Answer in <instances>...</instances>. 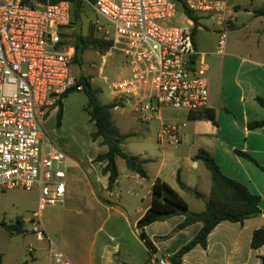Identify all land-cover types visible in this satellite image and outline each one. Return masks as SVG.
<instances>
[{
  "label": "crops",
  "instance_id": "obj_1",
  "mask_svg": "<svg viewBox=\"0 0 264 264\" xmlns=\"http://www.w3.org/2000/svg\"><path fill=\"white\" fill-rule=\"evenodd\" d=\"M205 1L223 2L228 7L226 15L234 14L237 18L229 32L231 37L229 35L224 55L216 53L217 15H199V27L194 35L197 52L205 56L209 64L207 109L215 111L216 123L191 119L190 113L185 110H161L158 117L151 121L156 123L157 132L162 124H177L180 126L181 141L178 144L158 143L160 148L155 154L149 156L145 152L138 155L151 161L145 165L146 179L133 172L148 183L147 197H142L140 202L133 201L132 207H137L135 209L129 208L122 196L112 199L114 192L106 191L108 175V184L102 179L91 182L87 177L85 183L81 177V166H69L65 203L54 207L60 209L57 218L55 216L58 228L52 234L48 230L46 232L50 239L51 235L58 239L59 243L55 245L73 264H147L149 261L151 264L153 254L140 239L136 226L151 206L152 187L160 179L178 192L190 211H204L211 196L212 174L203 161L195 160L200 150L209 152L226 176L258 195L261 198L259 207L264 212V127L248 128L250 123L264 121V108L257 101L258 97L264 99V18L255 15L258 9L246 8L247 16L258 20L257 26H254L253 19L240 23L238 15L242 5L235 0ZM185 17V21L179 25L194 24ZM67 100L68 97L63 100L65 116ZM50 111H58V108ZM97 141L106 147L102 149V154L106 153L107 146L102 144L101 139ZM237 151L248 153L260 166L241 157ZM97 164L103 172L106 162ZM179 176L188 188L200 193L201 198L184 190L179 184ZM34 192L36 194L0 189L1 230H7L5 226H18L23 233L32 232L31 219L39 197V193ZM134 197L138 198V194ZM184 220V216H175L145 228L156 248L154 255L157 258L174 256L203 227L202 223H197L172 234ZM262 227L264 215L247 219L244 223L224 221L210 234L207 248L197 246L183 257L181 264H261L264 246L253 249L251 242L253 233ZM15 235L18 234H9L12 239ZM167 236L170 237L163 239ZM4 261L0 264H4ZM48 263L49 247L43 261V264Z\"/></svg>",
  "mask_w": 264,
  "mask_h": 264
},
{
  "label": "built area",
  "instance_id": "obj_2",
  "mask_svg": "<svg viewBox=\"0 0 264 264\" xmlns=\"http://www.w3.org/2000/svg\"><path fill=\"white\" fill-rule=\"evenodd\" d=\"M184 3L196 15H217L216 53L224 55L236 16L226 15L223 2ZM92 5L114 27L112 36L107 26L94 21V34L112 41L109 52L123 54L131 70L112 85L114 101L130 105L144 123L164 108L207 109L209 64L195 48L194 24H174L179 2L96 0ZM72 17L70 0H0V189L39 193L32 234L49 243L48 264H73L43 223L45 209L65 203L70 157L49 141L39 120L63 95L84 92L72 73L75 48L64 44ZM157 140L178 144L180 126L162 124ZM151 264L175 263L153 254Z\"/></svg>",
  "mask_w": 264,
  "mask_h": 264
},
{
  "label": "rangeland",
  "instance_id": "obj_3",
  "mask_svg": "<svg viewBox=\"0 0 264 264\" xmlns=\"http://www.w3.org/2000/svg\"><path fill=\"white\" fill-rule=\"evenodd\" d=\"M235 1L242 5V9L238 15L239 22L242 23L249 19H253L255 21L254 26L256 27L258 20L247 16L246 8L263 9L264 0ZM185 16L183 9L179 8L178 18L174 24L179 25L184 22L186 19ZM97 20L107 26L113 36L114 27L104 17L98 15L92 4L87 3L85 4L81 21L72 24L68 29L67 35L64 38L65 46L67 48L74 47V34H80L87 39L90 35L92 23ZM229 35L231 37V34ZM94 36L98 39H103V36L96 35V33ZM72 73L77 79H80L82 76L89 78L93 87L100 90V102L102 104H108L114 101L111 90L112 85L115 82L128 78L131 74V70L126 62L125 56L120 52H102L101 50L89 48L80 56L79 62L74 61ZM86 106V94L84 92H73L68 96L67 115H63L60 127L57 121L58 111H48L44 117H39V120L49 141L55 147L67 153L70 157L69 166H75V164L81 166V177L85 183H87V177L91 182L95 179L96 181L102 179L105 184H108L107 175H105L98 164L94 162L96 157L102 154V149L106 147L101 146L98 141H94L92 138V135L96 132V126L90 121V117L85 111ZM112 119L121 134L135 133L134 136L128 138L123 145L126 152L135 156L142 153L145 154L146 152L151 156L160 148L157 142L156 123H142L136 118L130 105L124 108H115L112 111ZM118 166L120 178L112 191L114 192L112 199L114 200L122 196L125 202H128L129 208L135 209L137 207H132L133 201L140 202L142 197L146 199L148 183L144 182L136 174H133V172L127 168L122 158L118 159ZM82 187L83 185L81 183V190ZM106 191L102 192L107 194ZM33 193L35 192L33 191ZM136 194H138V198L134 197ZM59 211L60 209L58 208L54 209V207H49L43 212L45 228L50 233L52 231L55 232L58 228L56 218ZM9 234L10 232L8 230L0 229V256L1 260H5L4 264H43L49 247L47 241L38 242L30 231L15 235L14 239L10 238ZM51 240L54 244L59 243L54 235H51ZM108 241L110 242L109 238ZM112 242H114V240ZM29 247L32 248L34 251L33 253L29 252ZM118 264L123 263L119 262Z\"/></svg>",
  "mask_w": 264,
  "mask_h": 264
},
{
  "label": "trees",
  "instance_id": "obj_4",
  "mask_svg": "<svg viewBox=\"0 0 264 264\" xmlns=\"http://www.w3.org/2000/svg\"><path fill=\"white\" fill-rule=\"evenodd\" d=\"M56 1V0H52ZM92 4L96 0H89ZM180 3V8L183 9L185 15L194 22V35L199 27L200 16L193 13L184 3V0H174ZM72 3V24H76L81 21L82 14L85 8L84 0H70ZM255 15L264 18V8L255 11ZM93 29H90V35L85 39L80 34H74L73 44L75 48L74 61L79 62L80 56L89 48L101 50L102 52H109L112 41L104 39H98L94 36ZM79 84L84 86V93L87 96L88 102L85 107V111L90 117V121L95 123L97 131L92 135L94 141L102 140V144L107 146L108 151L104 154H99L94 160L95 163L106 162V166L103 168V173L108 175L109 185L108 191H113L118 180L120 178V172L117 166V158H122L127 168L138 174L141 178L146 179L148 177L145 165L149 163L150 159L142 158L141 156H135L125 151L123 145L125 141L133 137L134 134H121L118 127L115 125L112 119V110L120 107L121 104L113 101L108 104H102L99 100L100 90L93 87L91 81L87 77H80L77 79ZM72 91L63 95L56 103L54 108H58L57 121L58 126H61V122L64 115L63 100L67 98ZM257 101L264 108V99L258 97ZM189 117L194 120H209L216 123V113L214 110L204 109L200 111L190 112ZM264 127V121L253 122L248 125L249 129ZM237 153L258 166L259 163L248 153L237 151ZM195 160H201L205 163L206 167L212 174V187L211 196L209 202L206 204L205 210L199 213L190 211L187 202L166 182L158 179L155 181L152 187V203L149 210L138 221L136 230L140 239L145 243L150 251V254L156 252V248L153 242L149 239L145 232V228L155 222H164L175 216H184L185 220L176 227L172 234L180 232L189 226L197 223H202L203 227L197 236L192 239L187 245L182 247L174 256L170 259L175 264H181L183 257L192 251L197 246H201L206 249L208 246V238L213 230L222 222L230 221L233 223H244L245 220L264 215V212L260 209L259 205L261 198L258 195H254L244 184L229 178L226 176L215 158L206 150H200L195 156ZM180 186L194 194L196 197L201 198V194L197 191H193L188 188L178 177ZM105 202H107L104 199ZM5 228L17 234L23 233L18 226H5ZM167 236L163 239L169 238ZM264 246V227L256 230L253 233L251 247L258 249ZM0 256V263H1ZM150 264V261L149 263ZM264 264V257H262V263Z\"/></svg>",
  "mask_w": 264,
  "mask_h": 264
}]
</instances>
